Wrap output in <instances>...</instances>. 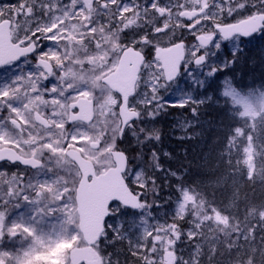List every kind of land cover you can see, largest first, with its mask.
Wrapping results in <instances>:
<instances>
[{
    "label": "snow or ice",
    "instance_id": "obj_1",
    "mask_svg": "<svg viewBox=\"0 0 264 264\" xmlns=\"http://www.w3.org/2000/svg\"><path fill=\"white\" fill-rule=\"evenodd\" d=\"M0 264H264V0L0 3Z\"/></svg>",
    "mask_w": 264,
    "mask_h": 264
},
{
    "label": "trees",
    "instance_id": "obj_2",
    "mask_svg": "<svg viewBox=\"0 0 264 264\" xmlns=\"http://www.w3.org/2000/svg\"><path fill=\"white\" fill-rule=\"evenodd\" d=\"M257 79H258V74H257ZM249 82H251V78H249ZM258 86V85H257ZM210 136H211V134H209V143L211 142V140H210Z\"/></svg>",
    "mask_w": 264,
    "mask_h": 264
},
{
    "label": "rangeland",
    "instance_id": "obj_3",
    "mask_svg": "<svg viewBox=\"0 0 264 264\" xmlns=\"http://www.w3.org/2000/svg\"><path fill=\"white\" fill-rule=\"evenodd\" d=\"M9 2H12V0L11 1H8V2H3V3H9ZM173 147H175V145H173Z\"/></svg>",
    "mask_w": 264,
    "mask_h": 264
},
{
    "label": "water",
    "instance_id": "obj_4",
    "mask_svg": "<svg viewBox=\"0 0 264 264\" xmlns=\"http://www.w3.org/2000/svg\"><path fill=\"white\" fill-rule=\"evenodd\" d=\"M0 1H2V0H0Z\"/></svg>",
    "mask_w": 264,
    "mask_h": 264
}]
</instances>
